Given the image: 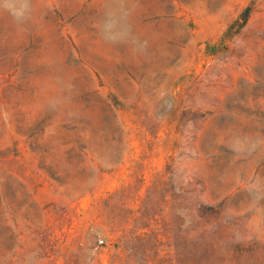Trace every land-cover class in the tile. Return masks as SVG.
Listing matches in <instances>:
<instances>
[{
	"label": "rangeland",
	"instance_id": "obj_1",
	"mask_svg": "<svg viewBox=\"0 0 264 264\" xmlns=\"http://www.w3.org/2000/svg\"><path fill=\"white\" fill-rule=\"evenodd\" d=\"M27 5L0 0V264H264V0Z\"/></svg>",
	"mask_w": 264,
	"mask_h": 264
},
{
	"label": "clouds",
	"instance_id": "obj_2",
	"mask_svg": "<svg viewBox=\"0 0 264 264\" xmlns=\"http://www.w3.org/2000/svg\"><path fill=\"white\" fill-rule=\"evenodd\" d=\"M4 3L14 17L19 18L25 15L27 0H4Z\"/></svg>",
	"mask_w": 264,
	"mask_h": 264
},
{
	"label": "built area",
	"instance_id": "obj_3",
	"mask_svg": "<svg viewBox=\"0 0 264 264\" xmlns=\"http://www.w3.org/2000/svg\"><path fill=\"white\" fill-rule=\"evenodd\" d=\"M98 243H99V244L103 243V240H102V239H99V240H98Z\"/></svg>",
	"mask_w": 264,
	"mask_h": 264
}]
</instances>
